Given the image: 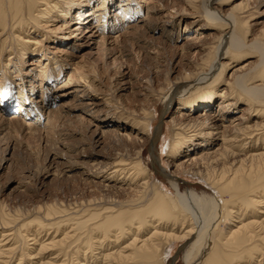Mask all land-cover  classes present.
I'll return each instance as SVG.
<instances>
[{
    "label": "bare ground",
    "instance_id": "bare-ground-1",
    "mask_svg": "<svg viewBox=\"0 0 264 264\" xmlns=\"http://www.w3.org/2000/svg\"><path fill=\"white\" fill-rule=\"evenodd\" d=\"M161 1L0 0V117L37 135L44 129L39 114L47 115L49 130L62 118L64 104L75 106L66 110L68 118L75 108L89 111L86 122L76 116L81 131L67 134L65 162L78 164L87 150L93 151V164L83 176L91 180L97 198L69 210L47 205L27 214L0 204V236H13L0 240V264H11L17 253V264H166L176 243L185 248V264H264V22L257 32L251 24L264 0H174L171 8L191 16L174 38L163 34L171 33L173 23L163 21L162 33L155 24ZM63 30L69 41L55 40ZM156 34L162 35L163 49L178 46L179 40H185L183 49H202L196 60L180 62L177 71L173 54L162 67L156 59L154 71L146 62L144 83L131 76L123 82V90L140 93L138 99L147 92L139 100L147 106L131 110L137 122L116 113L115 92L106 94L87 73L70 71L63 81L72 61L65 64L63 56H74L71 49L87 46L83 56L90 62L109 40L136 42L147 51L145 39ZM28 57L39 58L30 64L37 72L22 68ZM41 58L48 66L39 65ZM243 59L247 61L230 68ZM172 73L178 74L171 79ZM29 83L33 90L27 93ZM72 84L73 90L64 89ZM65 97L68 103L62 101ZM161 97L162 120L171 125L166 142V161L176 167L171 177L196 176L207 186L205 192L197 187L183 191L175 180L174 192L168 191L142 164L144 145L157 141L151 137L149 109ZM242 104V115L234 117ZM173 105L177 108L169 111ZM94 122L98 126L93 129ZM96 200L100 204H92ZM53 227L71 230L41 242L35 251L27 247ZM82 249L85 255H76ZM48 250L56 255L43 257Z\"/></svg>",
    "mask_w": 264,
    "mask_h": 264
},
{
    "label": "rangeland",
    "instance_id": "rangeland-1",
    "mask_svg": "<svg viewBox=\"0 0 264 264\" xmlns=\"http://www.w3.org/2000/svg\"><path fill=\"white\" fill-rule=\"evenodd\" d=\"M173 2L174 0H164L157 5V8L160 10V13H158L159 15H157L158 22H155V24L157 28L160 29V33H162L160 24L163 23V21H167L168 24L166 25L173 23V26H170L174 27L171 33L165 34L166 32H163V34L168 38H174L176 33H180L181 35L185 28V20L191 17L187 14H182L183 11L181 9L176 11L175 9L171 8L170 6L173 4ZM167 16L168 18H166ZM179 16H181V20H178ZM258 16L259 18L256 19L257 21L251 22V24L255 23L254 29H256V32L262 29L261 23L264 22V4L260 7ZM71 17H75V14H73ZM192 26H194V24ZM60 33L62 34L55 37V40H61L63 42V40L67 39V41H69V38L66 37L68 36V33L65 30L61 31ZM161 36V34H156L153 36V39H145L147 41L145 46L147 47L149 56L147 59H145L144 57V54H147V51H145L146 49L141 48L139 45H137L138 43L132 42V44L130 41H127L125 43L120 41L119 43H115L111 40L107 41V47L105 49H102L101 52H98V54H96L92 58H90V62H87V59H85L83 56L86 51L85 49H87V46H85V48L80 49V51L71 49L70 51L74 52V56H63V58L67 59V61L64 62L65 64H67L69 60H72L68 63V66L65 68L63 81L65 79H69L70 71H78L80 74L87 73L86 75H90L95 78V85L100 87L104 92H106V94L109 93V90L115 92L114 94H112L114 96V100L112 103L113 109L116 113L122 114L123 118H126L129 123H135L137 122V118L134 114H132L131 110H136L137 108L139 109L141 106H147H145L142 102H139V100H142V98L146 97L145 95L147 94V92L142 91L141 93H143V96H139L140 99H138L137 94L139 92L135 93L131 90H123V82H127L128 77L131 76L132 81L138 79L144 83V80L148 75V64L146 62L151 63V69H153L154 71L156 69L157 63H159L158 65H161L160 67H162L164 59L168 58L170 55L173 54H175L176 57L173 59L172 67H174L177 71L180 69L178 66L180 62H185L187 57L191 58V60H196L198 58V52L200 51V49H202L200 46H197L195 48L183 49L185 48V40H179L178 46H166V48L164 47L163 49L161 41L158 40V38ZM36 38H38L39 40L38 36H36ZM182 39H184V37ZM42 42H44L45 44L48 43L49 46H55L54 42L52 44L46 40H43ZM37 59L39 58H36L33 61ZM148 59L149 61H146ZM156 59H158L159 62L156 63ZM245 59L237 63H233L230 68L232 67L233 69L234 67H237L236 64H238V66L242 65L243 63H245V61H247ZM33 61L30 60L29 57L26 58L24 60L25 64L22 66V68H33L34 72H37L35 71L37 67L30 65L31 63H33ZM41 61L42 62H40L39 65L48 66L47 60L41 58ZM89 63L92 64L90 65ZM93 66L95 69L93 68ZM231 71H228V75L231 73ZM36 74L38 75L39 73ZM177 74L178 73L170 74V78H175ZM37 82L39 83V81ZM129 85H131L130 82ZM64 89H66L67 91L73 90V84L70 85L68 88L66 87ZM32 90L33 86L31 85V83H29L26 86V92L28 93ZM62 93L64 92H60V94ZM62 101H64V103H68L69 99L65 97ZM154 102L155 105L150 107L149 109L153 111L152 115L154 116H152L150 132L152 139L155 138L157 141L156 143L150 142L144 145L143 155L141 158L142 164L149 171L152 180L154 182L160 183L168 191L171 190L174 192L172 184L175 180V183H179L181 186V190L183 191L189 190L193 187H197L199 192H205L207 190V186L196 176L185 173H177L175 175V179L171 177V175L174 173V170H176L175 166L168 164L166 161V142L171 134V125L167 123V121L162 120V112L163 108L165 107L164 98L161 97L159 98V100L156 99ZM240 106L241 107L234 112V117L242 115L241 108L244 105L242 104ZM72 107L75 106H70V104H64V114L62 115V118L59 120L57 126L51 127L49 128V130H47L44 125L46 122L45 117H47V115L39 114V116H41V118L43 119L44 129H42L37 135L30 134L28 133V131H25L24 128H18L17 125L14 126L12 124V126L9 124L8 121L2 120L0 117V204L6 206L7 209H14V207H19V209H21L23 213L27 214L28 212H33L32 209L36 211V208L38 207L43 208L47 205H58L61 208H67L69 210V208L76 207L77 204L79 206L83 204L87 205V203H89V200L97 199L95 198L96 192L94 191L93 187L90 186L91 180H89V178H87L86 176H83V173H86V171L90 169L91 165L93 164V151L91 149L87 150L86 154H83L82 159L78 162V164H68L67 162H65L67 160L66 146L71 140L67 137V134L73 131L77 133V130L81 131L80 128H82L81 125L76 122V116H80L82 120L86 122L87 119H89V115H91L89 114V111H83V109L78 111L76 110L77 108H75V110H73L74 114L71 116V118L69 117L73 120V123L69 124L67 123L69 118L68 115L65 114V112L68 108L71 109ZM148 108L149 107H147V109ZM175 108H177V105L171 106L169 108V111L174 110ZM88 109L90 110V108ZM13 111L14 110L9 112L6 111L5 118L10 119L14 113ZM38 112L39 111H37V113ZM97 126V123L94 122L92 123L91 127L94 129ZM62 138H65V140H62ZM104 153L112 152L110 150H107ZM80 163L82 165H80ZM85 163L87 166L84 165ZM58 172L61 173L62 176L61 174H58ZM81 201L82 204L80 203ZM99 202L100 200H96L94 202L92 201V204L98 205ZM71 212L72 211H70L69 213ZM55 230V227L51 229H45L42 232L43 234H40L38 243L36 245H32V242L28 241L27 247L29 249H32V251H35V249L39 248L38 244H40L41 242H46L49 240V238L51 239L53 237L59 239V237L61 238L63 234L69 232L71 228L66 227L60 228L59 231ZM24 234L26 235L27 233L24 232ZM0 235H3L1 229ZM12 237L13 236H9L6 238V236H4L3 238L0 236V240H4L6 238L7 240L5 241L8 242V240L10 241ZM110 237L112 238L111 234ZM12 243L13 242H11L10 244ZM19 245L20 243H18V246ZM96 245L98 244L96 243ZM109 246L111 245L109 244ZM182 246L183 244L176 243L174 244V246H172L173 248L169 249V256L167 258L166 264H185V248H183ZM84 250L85 249H82L80 251L81 253L78 252L79 254L76 255H80L82 257V255H85ZM26 252H29V250L26 249ZM53 252L54 255H51L49 258L54 257L56 254L55 251L52 250L46 251L43 254V257L45 255L47 257L48 254H51ZM17 255L19 254L17 253ZM17 255L15 256L17 257ZM88 256L91 257V255ZM16 257L11 261V264L18 263V257ZM72 259L75 263V258L70 256L69 260ZM60 261H58V263H60Z\"/></svg>",
    "mask_w": 264,
    "mask_h": 264
}]
</instances>
